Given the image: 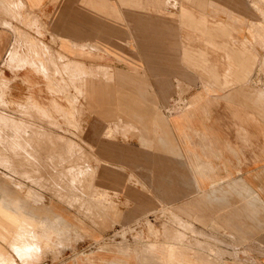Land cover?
Returning <instances> with one entry per match:
<instances>
[{
    "label": "rangeland",
    "instance_id": "374dc122",
    "mask_svg": "<svg viewBox=\"0 0 264 264\" xmlns=\"http://www.w3.org/2000/svg\"><path fill=\"white\" fill-rule=\"evenodd\" d=\"M28 1L31 8L35 6V0ZM59 1H71L90 12L96 19L92 30L106 25L108 33L117 31L124 38L116 42L110 39L113 34L107 35L103 44L118 55L105 59L98 54L102 46L98 38L89 46L49 37L48 23L33 15L24 0H0V30L6 27L11 35L10 46H0V72L5 70L7 77L0 79V264H144L142 257L149 256L146 244L166 240L185 245L182 250L190 257L204 256L210 264H259L252 254L260 251L258 243L264 239L263 205L258 207V221L247 216L243 203L250 199L245 182L234 180L227 188L202 193L214 192L223 197L215 200L226 201V194L233 191L228 195L232 205L206 201L203 213L197 215L160 206L125 222L120 219L118 193L100 185L99 168L93 165L97 161L83 139V128L88 111H121L138 102L150 105L146 98L157 85L141 69L133 38L152 29L182 32V63L199 70L216 88L221 87L220 77L214 65H209L211 54H218L223 63L229 61L227 47L246 49V58L255 55L256 59H246L248 73L241 83L246 87L248 115L264 124V69L258 61L264 56V0ZM183 9L189 12L181 15ZM252 22H256V32L250 27ZM74 60L91 64L79 65ZM137 60L140 68L129 69L130 62ZM101 61H117L125 70ZM27 76L38 83L36 87H31ZM89 84L110 88L113 96L91 106ZM172 87L181 99L169 100L166 111L170 114L180 112L187 103L181 94L188 90L179 80ZM34 100L46 110L36 107ZM161 104L156 98L160 114ZM106 120L118 125L106 136L125 137L120 127L128 119ZM257 195L256 202L261 203ZM217 215L243 221L250 231L246 239L241 240L233 225L217 220ZM209 217L215 223L208 222Z\"/></svg>",
    "mask_w": 264,
    "mask_h": 264
},
{
    "label": "crops",
    "instance_id": "0c3cea01",
    "mask_svg": "<svg viewBox=\"0 0 264 264\" xmlns=\"http://www.w3.org/2000/svg\"><path fill=\"white\" fill-rule=\"evenodd\" d=\"M24 1L33 15L48 23L51 32L49 37L53 35L56 38L68 39L72 43L89 46L96 44L94 40L98 38L102 41H99L102 46L98 53L102 58L107 59L112 54L118 55L103 42L108 41L107 35L110 34L114 35L111 40L119 42L124 38L122 34L117 31L108 33L106 25L92 30L91 22L96 19L93 20L90 12L78 4L73 5L71 1L61 4L59 0H35L36 4L31 8V3ZM62 5L60 10L58 7ZM188 12L183 9L181 15ZM8 21H11V18ZM255 24L256 22H252L250 25L254 32ZM2 28L4 29L0 30L3 32L0 35V46L3 44L9 47V29ZM181 35L182 32L175 29H152L137 35L136 39L133 38L136 44L132 46L137 50L142 65L140 66L137 60L130 62L128 68L135 69L134 66H137V69H145L148 79L151 78L153 84L157 85L156 92L152 89L153 92L148 97L144 90L146 101L150 102V105L138 102L130 104L131 111L127 106V109L122 108L121 111L86 112L83 139L92 148L90 151L97 161L93 165L99 168L100 185L106 190L118 193L120 219L127 222L137 219L140 215L149 214L160 206L179 208L182 212L197 215L203 213L202 207L206 201L214 200L222 205H229L228 195L233 194V191L226 194V201L215 200L223 197L214 195V192L204 195L202 193L217 187L227 188L228 183L242 180L249 187L250 199L243 203V210L248 212L249 218L258 221V207L263 205L264 211V124L248 115L251 112L246 111V87L241 83L244 75L248 73L246 59L249 62L251 58L256 59V56L246 58V49L239 46L227 47V63H223L218 54H211L209 65H214L220 77L221 87L216 88L209 79H203L202 74L200 76L199 70H193L182 63L183 48L181 41L179 42ZM101 47L106 48L103 50ZM214 61L220 62L217 65ZM258 61L264 69V56ZM73 62L79 65L91 64L77 60ZM220 63L226 68L221 69ZM99 64H106L110 68L112 66L115 70H125L121 68L122 63L117 61H101ZM4 73L5 70L0 72V79L6 81ZM26 78L32 88L37 86V82L28 76ZM176 80L188 86V90L181 94L188 104L185 103L180 112L170 114L166 111V108L170 110L169 100L173 96L181 99L180 95L173 92L172 85ZM100 87L88 85L91 106L103 104L100 101L111 99L113 96L110 88L107 90ZM15 90L17 89H14V92ZM47 92L52 95L49 86ZM156 98L163 105L161 114L155 106ZM49 99L54 101L53 97ZM34 102L36 107L46 110L40 102ZM112 117L116 120L123 117L128 119L120 127L125 137L118 135L112 139L108 137L109 134L106 136L108 130L118 127L116 121L112 126V121L106 120ZM106 121H109V126ZM129 135L135 137H127ZM256 195L262 200L261 203L256 202ZM238 211L240 210L236 209L234 212ZM221 216L217 215V220L233 225L240 239H246L250 231H246L243 221L236 223V217L223 219ZM209 218L208 222L215 223L213 217ZM262 240V243H258L260 251H253L252 254L254 261L260 262L259 264H264V239ZM184 248L185 245L171 240L161 243L149 242L144 250L149 256L142 257V261L144 264H210L204 256L190 257L182 250Z\"/></svg>",
    "mask_w": 264,
    "mask_h": 264
},
{
    "label": "bare ground",
    "instance_id": "6f19581e",
    "mask_svg": "<svg viewBox=\"0 0 264 264\" xmlns=\"http://www.w3.org/2000/svg\"><path fill=\"white\" fill-rule=\"evenodd\" d=\"M99 94V93H98ZM58 109V108H57ZM31 135V134H30ZM45 135V134H44ZM33 136V135H32ZM41 136V135H40ZM47 136V135H46ZM13 143V142H12ZM21 146V145H20Z\"/></svg>",
    "mask_w": 264,
    "mask_h": 264
}]
</instances>
